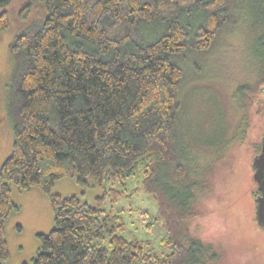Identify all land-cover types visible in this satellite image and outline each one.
<instances>
[{
	"label": "trees",
	"instance_id": "obj_1",
	"mask_svg": "<svg viewBox=\"0 0 264 264\" xmlns=\"http://www.w3.org/2000/svg\"><path fill=\"white\" fill-rule=\"evenodd\" d=\"M20 1V19L37 7L43 16L19 29L9 46L14 141L0 166V264L10 258L6 222L19 210L11 184L39 188L54 212L55 227L38 235L33 264L214 263L213 246L190 231L205 188L180 115L187 80L180 60L210 50L236 27L233 0ZM8 6L0 10V31L11 25ZM254 45L262 83L264 38ZM254 88H237L241 108L252 104ZM140 174L167 230L170 253L162 257L108 229L110 216L102 219L103 211L81 197L53 192L56 180L76 177L117 199L123 192L115 186Z\"/></svg>",
	"mask_w": 264,
	"mask_h": 264
},
{
	"label": "rangeland",
	"instance_id": "obj_2",
	"mask_svg": "<svg viewBox=\"0 0 264 264\" xmlns=\"http://www.w3.org/2000/svg\"><path fill=\"white\" fill-rule=\"evenodd\" d=\"M20 3L14 0L9 4L11 25L0 31V166L10 155L14 141L13 122L8 117L13 71L9 46L19 29L43 16V10L37 7L29 18L20 19ZM231 7L236 15L243 9L256 26V15L246 0H233ZM241 19V15L237 17ZM239 28L225 30L210 50L189 51L180 60L187 68L180 115L195 153L197 177L204 179L205 188L199 194V216L191 223L190 231L213 246L218 258L212 264H264V231L257 226L256 204L251 195L256 188H252L253 140L261 128L260 120L252 114L251 103L248 110L239 106L241 99L236 92L240 85L255 87L250 98L264 87L258 77L261 54L254 45L260 31L249 36L247 30ZM143 179L140 174L128 179L124 186H115L123 192L117 199L104 197V191L91 179L82 185L76 177L56 180L53 192L81 197L89 207L103 211L102 219L110 216L108 229L143 243L148 253L162 257L170 253L163 243L167 230L158 202L144 189ZM11 189L19 210L5 225L10 258L4 264H33L40 244L38 235L48 234L55 227L54 212L39 188L20 190L11 184ZM34 189L38 194L33 193ZM109 242L108 237L102 244L108 246Z\"/></svg>",
	"mask_w": 264,
	"mask_h": 264
},
{
	"label": "flooded vegetation",
	"instance_id": "obj_3",
	"mask_svg": "<svg viewBox=\"0 0 264 264\" xmlns=\"http://www.w3.org/2000/svg\"><path fill=\"white\" fill-rule=\"evenodd\" d=\"M255 2V1H254ZM253 2L252 6H254V15H256L257 21L255 22V25H252V22L249 20V18L244 14V12L240 11L238 14V18L241 15V17L243 19H241L240 21L236 20V27L237 29H243L245 32L247 30V33L249 36H252L253 33H256L257 31H260V36L262 38H264V6H260L258 4V2L256 1L255 3ZM241 10V8H240ZM253 15V16H254ZM251 23V24H250ZM241 24H244L243 26ZM259 36V37H260ZM259 71V70H258ZM261 76V72H258V77ZM264 83V79L262 81ZM264 86V84H263ZM261 90L257 91L256 94L254 96H251L252 99V105H253V115L260 120V130L259 133L256 134L255 136V140H253V144H254V156L260 155L261 151H262V146H263V137H264V87H260ZM252 128V127H251ZM250 128V130H251ZM252 170H253V174L255 172V168L252 165ZM256 184V188L254 191L251 192V195L254 199L253 202H255L256 204V199L262 195V191L259 190V186L258 184L255 182ZM254 204V205H255ZM256 206V212L257 213V204ZM255 217L257 218V216L255 215ZM258 223V222H257ZM257 226H259L261 228V230L263 229L264 231V227L260 226L259 224H257Z\"/></svg>",
	"mask_w": 264,
	"mask_h": 264
},
{
	"label": "water",
	"instance_id": "obj_4",
	"mask_svg": "<svg viewBox=\"0 0 264 264\" xmlns=\"http://www.w3.org/2000/svg\"><path fill=\"white\" fill-rule=\"evenodd\" d=\"M12 1L0 0V8L9 5ZM252 165L255 168L253 180L258 184L259 190L262 191V195L255 200L257 204V222L264 227V137L262 151L260 155L255 156Z\"/></svg>",
	"mask_w": 264,
	"mask_h": 264
},
{
	"label": "crops",
	"instance_id": "obj_5",
	"mask_svg": "<svg viewBox=\"0 0 264 264\" xmlns=\"http://www.w3.org/2000/svg\"><path fill=\"white\" fill-rule=\"evenodd\" d=\"M33 193H34V194H38V190H35V189H34Z\"/></svg>",
	"mask_w": 264,
	"mask_h": 264
}]
</instances>
